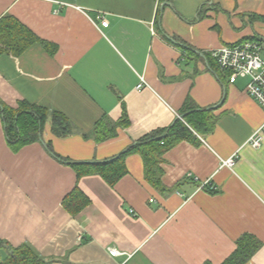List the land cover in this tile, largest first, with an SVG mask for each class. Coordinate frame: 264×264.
<instances>
[{"label":"crops","instance_id":"obj_1","mask_svg":"<svg viewBox=\"0 0 264 264\" xmlns=\"http://www.w3.org/2000/svg\"><path fill=\"white\" fill-rule=\"evenodd\" d=\"M259 15L264 0H0V19L39 37L19 55L0 54V100L60 113L71 127L57 135L49 118L17 147L0 112V262L27 243L42 264H221L252 234L262 246L246 264H264V109L249 79L231 83L213 56L251 37L264 45ZM201 109L217 116L213 131L163 155L172 192L146 179L138 153L113 185L71 164L116 157ZM104 115L127 121L97 142ZM76 187L88 201L73 212L65 201Z\"/></svg>","mask_w":264,"mask_h":264},{"label":"trees","instance_id":"obj_2","mask_svg":"<svg viewBox=\"0 0 264 264\" xmlns=\"http://www.w3.org/2000/svg\"><path fill=\"white\" fill-rule=\"evenodd\" d=\"M264 20V16H260ZM257 39L251 37L249 39ZM39 37L29 28L14 17L0 19V54L11 52L21 54L28 46L38 41ZM0 112L6 127V132L11 143L17 147L36 141L47 119L52 122V129L57 135L70 133V122L60 113H49L41 106L30 105L20 101L17 107H12L0 100ZM126 115V114H125ZM184 123L178 119L166 132L145 136L130 145L116 157L101 162H71L77 169L79 177L85 174H99L113 185L128 171L125 159L129 154L138 153L142 156L145 167L146 179L156 188L165 193L172 192L177 186L167 187L161 181L163 168V155L167 150L182 140L197 142L195 131L205 135L215 128L217 116L211 109L187 111L184 114ZM123 117L113 120L109 115H104L95 125L94 134L97 142L105 141L117 135V128L126 123ZM15 146V147H16ZM50 152L62 159L49 146ZM65 159V158H64ZM68 160V159H66ZM178 185V184H177ZM87 196L76 187L67 197L66 205L69 210L79 211L87 204ZM262 241L252 234H244L237 240V247L231 255L221 264H246L261 248ZM11 256L0 264H42L46 261L30 244H22L12 248ZM203 264H213L209 261Z\"/></svg>","mask_w":264,"mask_h":264},{"label":"built area","instance_id":"obj_3","mask_svg":"<svg viewBox=\"0 0 264 264\" xmlns=\"http://www.w3.org/2000/svg\"><path fill=\"white\" fill-rule=\"evenodd\" d=\"M101 18V17H99ZM103 26H108L109 21L101 19ZM219 67L229 73V81L234 83L238 77L249 79L247 92L264 109V46L258 39H243L232 44H224L213 51ZM147 84L143 76L137 87L140 89ZM258 133V132H257ZM255 134L252 144L259 147L262 144V135ZM227 166H234L235 159L231 157L224 161ZM111 255H118L116 248L110 249ZM125 264V263H122Z\"/></svg>","mask_w":264,"mask_h":264},{"label":"rangeland","instance_id":"obj_4","mask_svg":"<svg viewBox=\"0 0 264 264\" xmlns=\"http://www.w3.org/2000/svg\"><path fill=\"white\" fill-rule=\"evenodd\" d=\"M262 20V19H261ZM259 21V20H258ZM264 21V20H263ZM256 35V34H255ZM264 43V42H263ZM264 46V45H263ZM48 122L50 123V120H48Z\"/></svg>","mask_w":264,"mask_h":264}]
</instances>
